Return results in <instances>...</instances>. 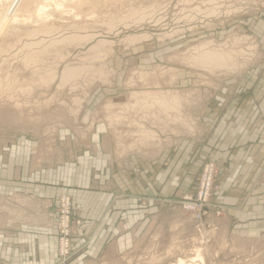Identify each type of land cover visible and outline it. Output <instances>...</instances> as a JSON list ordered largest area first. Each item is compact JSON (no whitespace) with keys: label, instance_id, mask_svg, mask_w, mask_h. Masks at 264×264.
<instances>
[{"label":"rangeland","instance_id":"374dc122","mask_svg":"<svg viewBox=\"0 0 264 264\" xmlns=\"http://www.w3.org/2000/svg\"><path fill=\"white\" fill-rule=\"evenodd\" d=\"M39 2L0 0L2 11L10 9L0 18V158L18 162L31 151V166L43 173L68 160L86 162L87 151L97 154L90 139L98 128L108 138L107 154L155 156L187 148L189 140L204 133L206 113L198 111L212 106L211 97H264V85L258 82L239 85L248 73H255L257 81L264 78V0H66L61 18L50 21L35 15ZM55 8L47 2V9ZM15 17L19 20L12 23ZM234 34L249 36V41L235 44ZM195 46L230 51L233 62L196 60ZM239 49H245L244 55ZM68 65L83 69L78 82H63ZM99 70L105 71L103 78ZM149 94L178 97L181 109L191 112L193 128L190 120L154 114L161 107ZM77 97L84 103L75 114L69 100ZM141 124L156 132L153 142L142 141ZM194 178L191 191H179L167 201L141 199L165 212L153 231L143 230L139 245L123 253L120 264H179V258L184 264H264V236L249 240L233 233V226L229 233L221 227L217 164L204 160ZM207 180L212 182L205 198ZM63 195L70 197L72 212V246L65 260L58 254ZM35 200L26 192L0 194V217L6 215L12 227L44 225L47 211L55 210L57 264H70L84 224L72 193L60 189L54 207L36 211ZM201 205L208 206L202 215ZM198 248L202 258L195 257Z\"/></svg>","mask_w":264,"mask_h":264},{"label":"crops","instance_id":"0c3cea01","mask_svg":"<svg viewBox=\"0 0 264 264\" xmlns=\"http://www.w3.org/2000/svg\"><path fill=\"white\" fill-rule=\"evenodd\" d=\"M248 74L240 86L264 85V78L257 81L255 73ZM208 101L212 106L198 111L200 116L206 113L205 131L189 140L187 148L181 145L150 157H114L104 152L108 138L98 128L90 139L97 154L87 151L86 162L68 160L43 173L31 166V151L18 162L0 158V194L26 192L36 199V211L54 207L60 189H66L84 223L73 242L70 264H120L123 253L139 245L143 230L153 231L158 215L165 212L141 199L153 204L191 191L202 162L209 159L217 164L221 227L229 233L233 226V233L237 230L249 240L260 238L264 236V97L218 96ZM95 184L98 190H91ZM54 211H47L44 225L24 222L12 227L6 215L0 217V264H57Z\"/></svg>","mask_w":264,"mask_h":264},{"label":"bare ground","instance_id":"6f19581e","mask_svg":"<svg viewBox=\"0 0 264 264\" xmlns=\"http://www.w3.org/2000/svg\"><path fill=\"white\" fill-rule=\"evenodd\" d=\"M54 2L56 5L57 10H49L47 9V2ZM73 3L79 4L81 3V0H69ZM65 2L66 0H41V2L38 3L37 8L35 10V15L39 18V19H45L50 21L52 20H57L61 18V12L60 9H62L63 6H65ZM10 11V9H9ZM9 11L4 12L2 11V9H0V18H4L6 16H8ZM72 11V10H71ZM79 13H76L75 15L78 16ZM31 19V16L29 15L28 18L26 19L27 21ZM19 20L18 17H15L12 21V23H17V21ZM15 25L12 24V27H14ZM234 34V39H237L234 43L238 44L240 43V46L243 45L244 43H246V41H249V36H243L240 35L239 37ZM62 41H72L71 39H64ZM56 43V42H54ZM249 43V42H247ZM56 45V44H54ZM52 45V46H54ZM239 46V48H240ZM202 46H195V51L193 52V55H196V60H200L201 62L203 61H207L210 62V64H224L227 65L230 63V61L233 60L234 56L231 54L230 51H226V50H203L201 49ZM200 49V50H199ZM244 50L245 49H239V52L241 53V55H244ZM233 62V61H232ZM230 66V65H227ZM82 68H80L79 66H66V68L63 71L62 74V80L64 83L68 82L69 80L75 78L78 82L79 77L81 76L82 73ZM105 71L104 70H99V77L103 78L105 76ZM108 76V75H107ZM106 79H108V77H105ZM75 84V83H74ZM149 98H153V102H155V105H159L161 108H158V111H155L154 114H157L158 117H166V119H171L172 121H178V119H187L190 120L188 123V125L193 128V124H191L192 122V115L191 112L188 111L187 108H185L184 110L181 109L180 107V100L178 97H166V96H158L156 94H149L148 96ZM166 97V98H164ZM70 104H71V109L75 114H78L81 109L83 108V103L84 100L82 98H71ZM177 110L175 113L171 112V110ZM185 116V117H184ZM186 121V120H185ZM187 122V121H186ZM165 124V123H164ZM144 128V129H143ZM141 133H142V141H147V142H153L156 138V132L155 131H150V130H146L144 125L141 124L140 126ZM143 136L146 138H143ZM152 144V143H150ZM205 197L207 198V195H205ZM203 206V205H202ZM207 206V205H206ZM196 258H202V251L200 250V248H198L196 250ZM194 257V258H195ZM179 264H184V260L183 258H179Z\"/></svg>","mask_w":264,"mask_h":264},{"label":"built area","instance_id":"2783aa9c","mask_svg":"<svg viewBox=\"0 0 264 264\" xmlns=\"http://www.w3.org/2000/svg\"><path fill=\"white\" fill-rule=\"evenodd\" d=\"M212 166V164H210ZM209 165V166H210ZM208 166V167H209ZM215 169V168H214ZM213 174L210 176L212 177ZM208 181V180H207ZM211 181H208L207 183V191L205 195L209 192L211 189ZM205 186V185H204ZM205 197V196H204ZM206 198V197H205ZM61 214H60V221H58V235H59V249L60 253L59 258L62 260H65L71 251V246H72V239H71V233H70V228H71V199L67 195H63L61 197ZM208 210V206L206 205H201L200 206V215L201 213L205 212Z\"/></svg>","mask_w":264,"mask_h":264}]
</instances>
